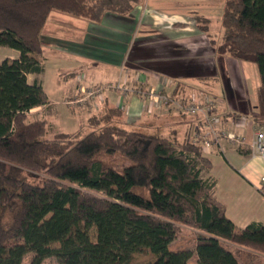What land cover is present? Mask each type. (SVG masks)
Returning a JSON list of instances; mask_svg holds the SVG:
<instances>
[{"label":"trees","instance_id":"1","mask_svg":"<svg viewBox=\"0 0 264 264\" xmlns=\"http://www.w3.org/2000/svg\"><path fill=\"white\" fill-rule=\"evenodd\" d=\"M142 2L0 0V47L18 53L0 62V264H188L193 256L196 264H240L224 243L264 255V223L236 228L226 217L214 179L202 177L210 162L188 135L178 141L93 114L49 139L46 119H29L48 104L27 76L42 71L50 13L99 24ZM204 20L196 17L202 30ZM221 26L216 54L256 66L252 121L264 125V0H225ZM25 174L43 179L33 184ZM178 225L196 230L193 251L170 250Z\"/></svg>","mask_w":264,"mask_h":264},{"label":"crops","instance_id":"2","mask_svg":"<svg viewBox=\"0 0 264 264\" xmlns=\"http://www.w3.org/2000/svg\"><path fill=\"white\" fill-rule=\"evenodd\" d=\"M142 4L135 6L129 14L137 16L136 18L140 17L141 26L145 25L143 31L139 30L132 46L125 45L130 35H126L125 40L120 41L119 44L114 45L108 42L111 44L109 46L105 44L102 37H95L101 29L93 28L91 24L84 26L85 32L89 31L86 33L90 38L84 40L88 49L85 47L80 50V53L82 56L88 54L92 56L99 49L95 58L100 55L99 58L109 61L107 65H104L103 72H98L95 64L88 67L82 59L74 58L72 50L63 52L55 48L47 53L48 56L44 53L42 57H39L38 60L42 61L40 63L42 71L33 75L44 73L46 68L44 63L51 62L56 78H53V83L47 85V91L43 89L41 80L37 78L36 82L45 92L48 104L31 111L45 107H49L48 110H50L51 106L59 104L60 98L70 100L76 94L78 85L87 89L91 86L104 87L107 84L119 83L127 86V93L110 91V89L103 94L101 100L96 102L98 110L95 112H89L90 110H85L79 105L70 106L67 119L70 122L71 131L86 125L89 116L100 114L110 118L111 115L116 116L117 123L124 124L127 128L160 129L166 137L174 133L173 136L178 141H182L187 135L191 140L193 134L200 129L191 116L172 104L168 107H159L144 94L153 90L181 104L185 103L188 96H193L197 92H199L197 95H207L206 91L193 88L190 80L218 81L222 75L220 72V76L216 73L214 59L222 60L221 63L226 66L232 58L216 54L215 47L221 41L217 43L209 37L198 40L200 33L207 35L206 27L203 30L199 27L200 30H193L191 27L194 26L183 22V13H167L147 8L148 3L146 9L140 11ZM103 20L97 25H101ZM116 23H118L117 28H114L116 33L125 32L123 25L117 21ZM90 34L93 35L90 36ZM138 37L139 40H137ZM54 43L57 44L58 39ZM79 44L83 45V43ZM108 47L115 52L121 50L120 57L114 56L115 52L107 51ZM182 66H187L188 69ZM237 69H240L238 64ZM240 74L234 75L231 82L229 79V91H223L220 97L218 95L213 97L218 103L223 127L228 132L240 135L245 145L236 148L233 144L225 143L221 150L203 149L202 155L210 162V168L202 171V177L214 179L215 197L224 206L226 217L236 228H245L252 223H264V196L259 191V179L264 174V162L253 153L249 146L254 141L257 131H264V125L252 121L256 98L254 100L251 95H248ZM74 80L77 81L74 82ZM48 119L49 117H46L47 122ZM49 123L53 124L50 121Z\"/></svg>","mask_w":264,"mask_h":264},{"label":"rangeland","instance_id":"3","mask_svg":"<svg viewBox=\"0 0 264 264\" xmlns=\"http://www.w3.org/2000/svg\"><path fill=\"white\" fill-rule=\"evenodd\" d=\"M148 3V5H147ZM225 0H143V6L141 10L144 8L146 9V5L148 6L147 8H154L159 11H164L167 13H183L182 14V20L185 22V24H188L193 30L198 28V23H196V17H204V23H201V26L206 27L207 29V35L204 33H198L200 37H198V40L205 39L209 37L210 40L215 41L219 43L222 39L223 36V28L221 26V17L223 13V8H224ZM138 11V12H140ZM137 17V16H136ZM132 14L127 15V16H119L115 15L112 13H108L105 15V19L103 20V23L101 25H97L94 23H89V21L85 19H78L74 18L62 13L58 12H52L50 13L44 28L42 29V38L41 41L44 45L43 49V55L46 53V56L48 52H50L52 49L54 50H59V51H71L73 57H77L83 60L87 64L88 67H92V64H95L94 66H97L96 70L98 72H103L104 71V65H107L109 61L102 60L99 55L98 58H95V54L99 52H95V54H88L87 56H82L80 53V50H83L86 46L87 43H84L86 38L88 37L86 31L84 30V26L87 24H91L93 28H98L101 29V32L97 34L95 37H102V40L105 42V44H108L109 46L112 42L114 45L116 43L119 44L120 41H124L126 35H130L129 40H127V47L132 46L133 41L136 40V36L140 31H143V28L145 25H142V21L140 20L141 18L138 17L136 18ZM119 22L120 25H123L124 31L125 32H117V24ZM180 21V20H179ZM134 25V26H133ZM195 25H197V28H195ZM113 28V29H110ZM128 30L130 32H128ZM202 30V29H201ZM199 32V31H198ZM131 33V34H128ZM201 34H204L203 36ZM93 34H90V36ZM187 35V33H186ZM50 38V40H49ZM56 39H58V43L56 42ZM116 39V40H114ZM122 39V40H121ZM139 40V37L137 38ZM109 42V43H108ZM60 43V45H58ZM65 43V44H64ZM74 43V44H72ZM79 43H83L79 44ZM49 44V45H47ZM103 47L105 45H102ZM50 47V48H49ZM107 47V46H106ZM88 49V46L86 47ZM107 51L115 52L112 48L108 47ZM114 56L120 57L121 50H118L115 52ZM18 56V53L14 50H10L7 48H1L0 47V62L3 60H11L15 59ZM52 55L50 54V57ZM38 60V59H37ZM48 60V59H47ZM129 60V59H128ZM220 61V62H218ZM222 60L220 59H214L213 62H215V71L216 73L219 74L221 73V77L219 80L214 81V80H209L205 82H194L193 80H190L193 84V88L195 89H200L203 91L207 92V95L210 99L215 100L213 96H221L223 91H229L230 90V83L229 79L231 82V79L234 75H237L238 73H241L240 75L243 77V84L245 85L246 90L248 91V95H251V97L255 100L256 98V88L259 85V77L257 73L256 66L252 63L249 62H242V61H235L233 59L230 60L229 63L226 64V66H223L221 63ZM40 62V61H39ZM130 63L129 61H127ZM211 62V61H210ZM42 63V61L40 62ZM112 63V62H110ZM97 64V65H96ZM237 64L239 65V70L237 69ZM91 65V66H90ZM44 66H46L44 73L40 75H28L27 76V81L28 83H33L36 80H41L43 84V89L48 90L47 85H50L53 83V78H56L55 74V69H52V63H44ZM214 66V65H213ZM245 66V67H244ZM184 69H188L187 66H182ZM244 67V69H243ZM94 68V67H93ZM190 72V70H188ZM251 76H249V74ZM217 74V75H218ZM230 74V75H229ZM220 76V74H219ZM62 77V76H61ZM38 78V79H37ZM77 80H74L76 82ZM108 86L105 85L104 87L106 88ZM101 86H91L85 89V87L78 85L76 87V94L74 97H72L70 100H66L65 98H60V102L58 105H53L51 106L50 110L49 107L42 108L40 110H33L28 113L29 119H35V118H45L49 117L48 119V126H47V131H46V137L47 138H52L53 135L57 132H68V133H73L76 130H72L70 128V122L68 121V109L70 106H82L85 110H90L89 112H95L98 110L96 108V102L101 100L103 98V94L107 93L109 90L105 89L104 91L100 94L94 93L92 96H88L87 92L90 90H94L95 88H98ZM50 88V87H49ZM82 88V90H81ZM80 89V90H79ZM85 90V91H84ZM110 91H115V90H110ZM199 92L193 94V96H188V99L190 100H201L203 95L199 94ZM250 97V96H249ZM195 98V99H194ZM188 101L185 100L184 105H187ZM216 109L218 110L219 113V107L218 103H215ZM71 108V107H70ZM60 110V111H59ZM87 113V115L89 114ZM62 113V114H61ZM111 115V114H110ZM220 115V114H219ZM67 116V117H66ZM111 119L113 123H117V117L111 115ZM49 121L53 124H50ZM119 121V119H118ZM63 125V126H62ZM222 127H223V119H222ZM224 128V127H223ZM130 129H136L131 127ZM141 130V129H140ZM145 133H160V129L158 130H146L143 129ZM204 170V169H203ZM202 170V171H203ZM26 175V174H25ZM27 180L30 183L33 184H40L41 180L43 179L41 176H30L26 175ZM195 234L196 230L183 226V225H178V232L175 240L170 244V250L176 251V250H194L195 248ZM90 239L95 242L96 240V231L95 228H91L90 230ZM226 247L234 254L236 259L240 264H264V255L259 254L251 249L243 248V247H238L230 243H224ZM54 248H57V245L53 246ZM8 254L7 251L2 252V256L6 257ZM146 259L144 258H138L137 263L142 264L145 262ZM23 264H28V259L25 258ZM43 264H60L59 261L56 258H49L46 259ZM188 264H196V258L193 256Z\"/></svg>","mask_w":264,"mask_h":264},{"label":"built area","instance_id":"4","mask_svg":"<svg viewBox=\"0 0 264 264\" xmlns=\"http://www.w3.org/2000/svg\"><path fill=\"white\" fill-rule=\"evenodd\" d=\"M104 88L98 87L94 90H89L87 94L88 96H92L94 93L101 95V93L104 91ZM105 89H112L115 91L117 90L121 93H127L128 91L126 85L119 83L108 85ZM144 95L146 98H149L152 103L159 107H168L172 104L176 108L185 112L187 115L191 116L193 120L200 126V129L198 132L193 134L190 141L199 146L201 150L214 148L221 150L225 143L233 144L236 148L245 145V142L240 135L228 132L222 127V117L219 115L218 110L216 109V100H212L204 94H202V99L197 101L187 98V105L176 102L169 96L158 94L153 90H150ZM249 146L253 153L264 162V131H257L254 141ZM259 182V191L264 196V174L260 177Z\"/></svg>","mask_w":264,"mask_h":264}]
</instances>
